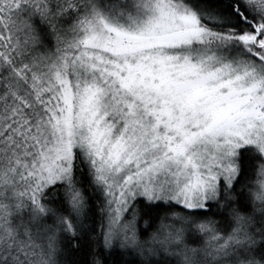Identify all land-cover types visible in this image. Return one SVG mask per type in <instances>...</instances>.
<instances>
[{"label":"snow or ice","instance_id":"1","mask_svg":"<svg viewBox=\"0 0 264 264\" xmlns=\"http://www.w3.org/2000/svg\"><path fill=\"white\" fill-rule=\"evenodd\" d=\"M0 264H264V0H0Z\"/></svg>","mask_w":264,"mask_h":264}]
</instances>
